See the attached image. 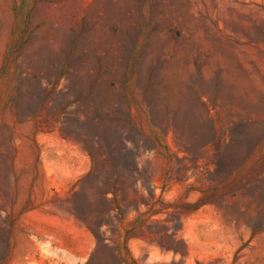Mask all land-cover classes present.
Here are the masks:
<instances>
[{
    "label": "rangeland",
    "instance_id": "rangeland-1",
    "mask_svg": "<svg viewBox=\"0 0 264 264\" xmlns=\"http://www.w3.org/2000/svg\"><path fill=\"white\" fill-rule=\"evenodd\" d=\"M0 264H264V0H0Z\"/></svg>",
    "mask_w": 264,
    "mask_h": 264
}]
</instances>
